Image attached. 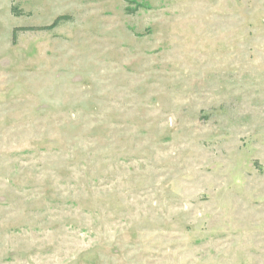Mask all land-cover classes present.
Here are the masks:
<instances>
[{"label":"rangeland","instance_id":"1","mask_svg":"<svg viewBox=\"0 0 264 264\" xmlns=\"http://www.w3.org/2000/svg\"><path fill=\"white\" fill-rule=\"evenodd\" d=\"M0 264H264V0H0Z\"/></svg>","mask_w":264,"mask_h":264},{"label":"trees","instance_id":"2","mask_svg":"<svg viewBox=\"0 0 264 264\" xmlns=\"http://www.w3.org/2000/svg\"><path fill=\"white\" fill-rule=\"evenodd\" d=\"M13 12L15 13V14H20V11H17V9H16V7H14L13 9ZM67 16H65V15H61V16H59V17H57L56 18V20L53 22V24H51V25H49V26H44V27H41V28H47V29H50V28H53V27H55V26H57L60 22H61V20H63L64 18H66ZM19 28L20 27H17V28H15V31H14V38H16L17 37V31L19 30ZM30 29V28H35V27H23V28H21V29Z\"/></svg>","mask_w":264,"mask_h":264}]
</instances>
